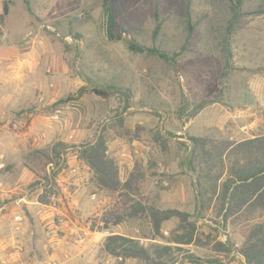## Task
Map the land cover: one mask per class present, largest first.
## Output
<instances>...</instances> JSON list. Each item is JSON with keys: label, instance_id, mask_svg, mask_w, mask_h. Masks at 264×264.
I'll return each instance as SVG.
<instances>
[{"label": "rangeland", "instance_id": "374dc122", "mask_svg": "<svg viewBox=\"0 0 264 264\" xmlns=\"http://www.w3.org/2000/svg\"><path fill=\"white\" fill-rule=\"evenodd\" d=\"M242 1L243 14L231 27L229 2L235 0H110L121 4L115 30L122 35L110 40L104 0H30L33 13L23 1L13 0L10 14L0 21V48L11 41L16 48L10 71L0 65V149L6 164L0 177V264H42L34 261L32 230L23 228L26 207L11 218L4 215L26 204L18 203L22 196L68 208L72 219L91 221V227L104 232L103 252L86 264H125L130 259L104 251L112 236L155 239L145 241L147 248L169 264L183 263L190 255L246 264L236 250L223 255L214 252L212 244L177 243L189 237L193 222L203 243L217 236L239 248L245 240V224L223 226L218 205L200 207L197 180L205 182L201 176L210 168L204 162L207 154L197 149L193 171L190 140L204 138L206 150L218 161L224 142L264 137V104L240 101L244 96L239 95L243 89L252 92L260 79L248 69L264 65V0ZM131 43L157 48L176 61L136 51ZM83 85L111 93L107 98L88 93L56 104ZM212 100L216 102L195 111ZM100 140L122 184L134 175L138 193L133 201L124 195L128 191L93 190L96 198L84 205L92 214L87 217L70 210L61 185L48 192L46 175L59 170L58 178L66 167L54 169L39 150L58 141L80 146ZM78 148L68 149L66 158ZM20 159L35 171L29 184L5 178L11 161ZM212 171L214 176L219 169ZM74 186L72 182L69 190ZM150 206L178 208L191 216L187 221L171 217L156 230ZM106 230L111 234L105 235ZM142 262L139 258L129 263Z\"/></svg>", "mask_w": 264, "mask_h": 264}, {"label": "trees", "instance_id": "16d2710c", "mask_svg": "<svg viewBox=\"0 0 264 264\" xmlns=\"http://www.w3.org/2000/svg\"><path fill=\"white\" fill-rule=\"evenodd\" d=\"M21 1H23L27 10L33 13L30 0ZM123 1L120 0V2ZM12 3L13 0H3L2 13L0 14L1 22H4V19L9 15ZM229 4L231 7L230 22L231 27H233V24L243 14V1L235 0V2H229ZM120 5L119 2L114 5L110 0H104L107 18L106 34L110 40H120L122 38V35L118 34L115 30L117 10H119ZM229 31H231L230 28ZM1 33L2 29L0 27ZM130 47L139 52L147 51L159 54V56L165 59H172L173 62L176 61L173 57H169L157 48L139 46L135 43H131ZM88 93L107 98L111 92L107 88H90L83 85L76 92L69 94L66 98L60 99L56 104H67L69 101L77 100ZM210 102H216V100L198 105L195 111L197 112ZM190 140L193 143V171L197 169L194 162L197 149H200L203 154H207L204 162L210 168L209 171H204L201 176L205 182L201 181L202 178L197 180L199 188L197 200L200 207L205 208L207 205V207L212 209L218 205V217L221 218L223 226L229 222L232 224L243 223L246 225L247 231L244 243L239 248H236L230 240H218L217 236L214 238L208 236L209 241L203 243L197 233L196 222H193V231L189 233V237L178 240L177 243L190 244L193 242L197 245L203 244L207 246L212 244V250L216 253L229 255L236 250L245 258L246 264H264V137H256L248 142L238 144L230 141L224 142V148L219 153L220 159L218 161L213 158V152L206 150V140L204 138L191 137ZM245 146L249 147L245 150L242 149ZM72 147H80L78 157L91 169V181L96 187L109 193H116L118 191H123L124 193L128 191L124 195L134 201L133 197L138 193L137 188H135L138 182L134 178V175H131L129 180L125 184H122L118 176L117 166L108 156V148L105 145V141L100 140L96 143L80 146H70L63 141H58L50 146L49 149L39 150V153L48 160V164H52L54 169L56 167L59 169V166L60 168L66 167V152ZM212 169H219V172L212 176ZM58 173L59 170H52L46 175L48 182L46 188L51 186L47 188L48 192H52L54 188L58 187L56 181ZM223 177L224 180H222ZM38 200L43 204H51L50 201L42 197H39ZM211 205L213 206L211 207ZM147 211L156 230H159L163 222L171 217L176 216L181 221H187L191 216L189 213L177 209L160 210L154 206H150ZM104 251L113 256L124 258L139 257L154 264H169V262L163 261L160 254L155 255V258L159 260H154L148 248L141 245L137 240L124 236L109 237ZM186 259L194 264H225L223 258L220 256L201 258L196 255H190Z\"/></svg>", "mask_w": 264, "mask_h": 264}, {"label": "crops", "instance_id": "0c3cea01", "mask_svg": "<svg viewBox=\"0 0 264 264\" xmlns=\"http://www.w3.org/2000/svg\"><path fill=\"white\" fill-rule=\"evenodd\" d=\"M1 5L3 7V0H0V14L2 13ZM10 14V13H9ZM8 44L9 47H6ZM5 46L0 48V65L4 68H8L6 71H10V61L16 54L15 42H7ZM9 66V67H7ZM245 69V68H244ZM255 74H259L257 84L254 85L252 92L238 91L239 95L248 97L247 99L240 98V101L250 102L253 100L256 103L264 104V65L256 66L255 68L248 69ZM253 98V99H252ZM10 101H13L12 99ZM263 135H255L253 138L261 137ZM80 148H78L79 151ZM79 152H73L68 155L66 168L59 174L57 178L58 185L63 187L65 193H67V199H69L70 210L78 209L83 216L92 215L91 212L87 211L84 207L87 202L96 198V193L93 190H101L96 187L91 181L92 171L91 169L78 157ZM33 167L26 161L13 160L11 166H9V173L6 174V179H16V183L29 184L34 181L35 171ZM72 182L76 185L73 190H69ZM192 195V192H190ZM24 201L26 204H22L17 208H14L12 214L9 215L11 218L13 214H20L23 212V208L26 207L28 212L26 221L24 216L23 227L26 230H32L31 239L33 245L37 248L35 253V262L42 264H86L90 259L95 261V258L101 255L103 252L102 238L103 231L98 227H91V221H87L85 224H80L78 220L72 219L69 215V209L58 207L56 203L43 204L38 199H27L22 196L19 202ZM192 202V199H190ZM26 205V206H25ZM4 207L0 208V214H2ZM178 209V208H175ZM26 210V211H27ZM181 210V209H178ZM18 217V216H16ZM15 217V219H16ZM61 220L62 223L57 221ZM121 234V233H119ZM134 240H141L137 237H131ZM145 241L157 242L155 239H142L141 245L147 248ZM190 244H193L190 243ZM111 256V255H108ZM154 260L158 261L155 256H152ZM129 262H134L139 257H129ZM122 260V257H120ZM143 264H154L151 261H146L141 258ZM172 264H193L188 259L185 262L180 260L172 262Z\"/></svg>", "mask_w": 264, "mask_h": 264}, {"label": "built area", "instance_id": "2783aa9c", "mask_svg": "<svg viewBox=\"0 0 264 264\" xmlns=\"http://www.w3.org/2000/svg\"><path fill=\"white\" fill-rule=\"evenodd\" d=\"M48 28H50V26H48ZM32 34H33V32L29 33L27 37L32 36ZM59 113H60V111H58L53 117H54L55 119H58L59 116H60ZM5 169H6L5 155H4V153H3V152L1 151V149H0V177H1V173H2ZM0 185H1V184H0ZM16 218H17V220H21V217H20V216H18V217H16ZM110 234H111L110 230H106V231H105V235H110Z\"/></svg>", "mask_w": 264, "mask_h": 264}]
</instances>
